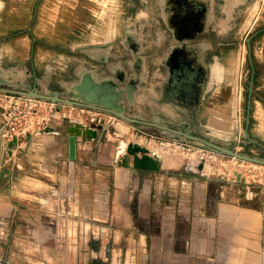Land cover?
Listing matches in <instances>:
<instances>
[{
    "label": "crops",
    "instance_id": "0c3cea01",
    "mask_svg": "<svg viewBox=\"0 0 264 264\" xmlns=\"http://www.w3.org/2000/svg\"><path fill=\"white\" fill-rule=\"evenodd\" d=\"M176 1L0 0V67L27 66L39 76L49 71L52 77L47 85L56 89L58 80H73L83 67H103L105 62L97 55L105 53L114 62L129 54L124 43L126 25L137 32L143 29V42L146 40L148 49L156 48L160 63L174 32L181 30L182 15ZM254 2L246 0L244 12ZM212 4L208 28L197 29L195 40L213 42V51L202 60L215 65L214 84L201 101L199 118L215 123L230 118L239 22L224 27L222 2L214 0ZM240 77L237 110L249 114V130L256 135V113L264 110V0H259L257 14L244 32ZM45 81L41 78L36 86L41 89ZM66 125L64 119L56 118L53 130H37L15 138L18 141L10 145L5 143L8 158L21 163L23 179L39 185L24 184L21 190L23 199L29 198L27 203L22 200V213L38 217L37 223L30 221L28 225L43 232L61 231L60 245L77 247L89 242L86 235L94 227L101 232L114 230L115 215L120 222L118 238L96 243L105 248L106 257L124 251L125 234L133 230L143 238L141 248L152 247L151 264H161L164 254L158 253L163 248L167 264L173 257L182 264H263L264 169L262 180H244L184 171L174 175L163 169V164L158 170L135 168L129 154L118 163L116 147L112 153L100 152L101 141L111 135L108 122L98 124L102 134L96 139L78 136L76 157L70 159ZM199 167L204 170L201 163ZM94 173L97 178L92 177ZM98 183L106 191L94 189ZM176 192L181 196L179 201L177 195L172 196ZM35 196L37 203L30 201ZM16 197L14 191L9 195L11 205L19 202ZM79 231L85 239L78 238ZM107 261L104 258L101 263Z\"/></svg>",
    "mask_w": 264,
    "mask_h": 264
},
{
    "label": "water",
    "instance_id": "95a60500",
    "mask_svg": "<svg viewBox=\"0 0 264 264\" xmlns=\"http://www.w3.org/2000/svg\"><path fill=\"white\" fill-rule=\"evenodd\" d=\"M177 1L180 8L176 9L182 15L181 30L174 32V39L167 45V55L160 58V63L166 68L165 72L161 71L159 56L155 54L156 48L149 50L145 44L146 40L143 42L146 38V35L143 36V29L140 27L137 32L126 25L124 43L129 47V54L118 57L114 62L108 60L105 53L97 55L96 57L105 62L103 67H83L76 72L77 76L73 80H58L59 88L56 89L47 85L52 77L49 71L39 76L35 69L27 66H10L6 69L0 67V91L45 98L57 102L58 107L62 104H73L95 108L125 121L139 123L141 128L165 130L210 151L234 155L264 165V155L237 150L235 147V143L244 145L248 142L264 147V143L249 130V114L237 110L242 91L240 65L244 32L257 14L259 0H255L246 13L242 9L246 0H220L225 14L222 18L224 27H231L232 22L237 21L239 25L235 35L237 50L231 87L230 118L215 123L199 118L201 101L214 84L215 65L202 60L204 55L213 51V42L195 40L197 29L208 28L214 0ZM249 40L250 37L246 38L248 44ZM41 78L46 81L42 88L38 89L36 83H39ZM249 90L251 91V85ZM141 105L148 112H143ZM134 108L139 111L131 114L126 112L127 109ZM241 121L244 122L243 127ZM100 128L99 125L84 122L79 118L68 122V157H76L78 136L83 139H96L102 134ZM53 129V126L48 125L39 131ZM127 154L131 155L135 168H161V157L135 140L128 141L123 152L116 150L118 163H123Z\"/></svg>",
    "mask_w": 264,
    "mask_h": 264
},
{
    "label": "rangeland",
    "instance_id": "374dc122",
    "mask_svg": "<svg viewBox=\"0 0 264 264\" xmlns=\"http://www.w3.org/2000/svg\"><path fill=\"white\" fill-rule=\"evenodd\" d=\"M246 13V12H245ZM242 58V55H241ZM243 95V94H242ZM245 97V94H244ZM141 105L143 112H148ZM255 132L256 136L264 143V110H257ZM79 119L84 122H94L97 125L104 122L109 123L110 134L108 138H103L100 145V152L102 154L115 151V140L117 138H124L127 141L138 140L139 143L148 146L151 151L156 147H160L161 159L163 169L169 170L170 173L177 175L178 172L184 171L187 174H210L215 176H223L225 178H243L244 180H262L264 165L247 160H243L234 155L217 153L208 149L199 147L189 143L185 138L176 137L166 134L161 130H154L150 127H140L139 123H131L118 118L108 112L97 109L78 110ZM98 117L100 122L96 121ZM64 122L68 120L64 118ZM259 122V124H258ZM119 124L125 125L127 130L121 132ZM107 125V124H106ZM138 126L140 129H136ZM244 122L241 121V127ZM252 131V132H253ZM119 133L116 136L115 133ZM13 141H18L15 138L5 140V143L11 144ZM20 141V140H19ZM237 150L248 151L258 155H264V147L261 144L248 142L247 144L235 143ZM158 153V152H157ZM115 158V156H114ZM13 161L8 158L6 149L2 150L0 157V264H102L101 260L107 258V264H151L148 262V257L153 251L152 247H140L141 235L139 232L133 230L126 232V247L124 251H116L113 253L115 257H106L105 248L98 244L101 241L107 242L114 238H118L117 217L113 216L114 230L101 232L97 227L93 231H88L86 238L89 242L77 247L69 245H60L59 237L64 233L61 231L43 232L37 227L28 225V223H37V215L28 216L21 211L22 200L28 202V197H22L21 190L24 184L28 187H38V183L30 182L23 179L25 174L21 163ZM116 163V159H114ZM199 163L203 169L199 167ZM38 173V170H37ZM97 178L96 174L92 175ZM94 189L106 191V187L98 183ZM14 191L19 199L14 201L11 205L9 195ZM104 193V192H103ZM177 195V200H180V194ZM27 196V195H26ZM176 197V196H175ZM33 198V199H32ZM30 198V201L38 202L37 197ZM18 207L19 210L15 212L9 210V207ZM132 221V219H131ZM131 228L133 229L132 225ZM44 233H47L46 237ZM81 231L78 232V238L81 236ZM85 234V233H84ZM124 234V232L122 233ZM67 235V234H66ZM45 238L48 241H45ZM143 239V238H141ZM55 240H58L55 242ZM98 242V244H96ZM143 242V240H142ZM117 243V242H116ZM103 244V243H102ZM142 244V243H141ZM160 250L158 255L164 254L160 258L161 264H167L165 253ZM153 253V252H152ZM155 253V250H154ZM153 255V254H152ZM155 256V254L153 255ZM146 260V261H144ZM104 264V263H103ZM153 264V263H152ZM169 264H182L178 258L173 257Z\"/></svg>",
    "mask_w": 264,
    "mask_h": 264
},
{
    "label": "built area",
    "instance_id": "2783aa9c",
    "mask_svg": "<svg viewBox=\"0 0 264 264\" xmlns=\"http://www.w3.org/2000/svg\"><path fill=\"white\" fill-rule=\"evenodd\" d=\"M94 109L81 105L62 104L45 98L35 97L12 91H0V138L2 150L5 140L24 138L27 133L35 132L52 124L56 118H66L72 122L78 117V110ZM98 117L96 121L100 122Z\"/></svg>",
    "mask_w": 264,
    "mask_h": 264
},
{
    "label": "bare ground",
    "instance_id": "6f19581e",
    "mask_svg": "<svg viewBox=\"0 0 264 264\" xmlns=\"http://www.w3.org/2000/svg\"><path fill=\"white\" fill-rule=\"evenodd\" d=\"M119 127H120V129H121V132H125L126 130H127V128H126V126L125 125H121V124H119ZM135 141H137L138 142V140H135ZM127 140L126 139H124V138H119L118 140H117V145H116V150L118 149V151H120V152H123L124 151V149H125V147H126V144H127ZM148 147V146H147ZM149 148V147H148ZM150 149V148H149ZM151 150V149H150ZM160 150V147H156L154 150H153V152H155L158 156H160L161 157V153H160V151L162 150V148H161V150ZM158 152V153H157Z\"/></svg>",
    "mask_w": 264,
    "mask_h": 264
},
{
    "label": "flooded vegetation",
    "instance_id": "af4514ba",
    "mask_svg": "<svg viewBox=\"0 0 264 264\" xmlns=\"http://www.w3.org/2000/svg\"><path fill=\"white\" fill-rule=\"evenodd\" d=\"M36 88H38V89H40L39 87H37L36 86ZM139 110L138 109H136V108H134V109H127V113H129V114H131V113H133V112H138ZM161 130V129H160ZM162 132H164V133H166V134H170V135H173V133H171V132H168V131H165V130H161Z\"/></svg>",
    "mask_w": 264,
    "mask_h": 264
}]
</instances>
